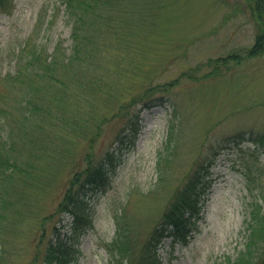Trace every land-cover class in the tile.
I'll return each instance as SVG.
<instances>
[{
    "label": "rangeland",
    "instance_id": "1",
    "mask_svg": "<svg viewBox=\"0 0 264 264\" xmlns=\"http://www.w3.org/2000/svg\"><path fill=\"white\" fill-rule=\"evenodd\" d=\"M9 1L0 8V78L15 73L20 58L26 60L24 46L39 44L51 54L57 44L72 45V25L58 0ZM119 1L121 14L112 22L117 27L102 26L93 63H84L90 74L107 81L109 95L125 102L179 80L169 91L149 95V103L164 104L148 109L142 100L102 127L92 165L103 170L105 182L83 193L92 227L80 238L76 264H128L114 261L106 248L117 216L133 225L137 260L170 199L201 165L211 166L213 181L202 211L186 239L166 238L157 257L159 264H227L245 248L252 210L264 211V55L243 60L218 78L201 77L210 70L205 66L197 72L199 80L181 75L209 58L243 54L255 42L254 21L245 0ZM142 5L147 13L140 12ZM0 92L8 94L0 105L12 106L14 93L4 82ZM112 109L102 112L110 115ZM121 140L129 144L122 146ZM70 149L65 162L52 167L54 176L42 194L8 213V219L17 217L6 222L5 235L0 232L1 264H41L37 247L44 251L56 236L54 228L62 238L70 232L72 217L62 215L61 222L50 216L70 178L88 165L86 142L76 140ZM44 216L49 217L41 240Z\"/></svg>",
    "mask_w": 264,
    "mask_h": 264
},
{
    "label": "trees",
    "instance_id": "2",
    "mask_svg": "<svg viewBox=\"0 0 264 264\" xmlns=\"http://www.w3.org/2000/svg\"><path fill=\"white\" fill-rule=\"evenodd\" d=\"M58 1L65 6L64 13L72 25V45L64 47L63 43L57 44L51 54H47L39 44L31 48L24 46L22 52L26 60L20 58L18 70L0 78V83L7 85L8 92L14 93L12 106L3 108L0 105V232L5 235L6 222L17 217L9 216L8 219V213H18L15 210L21 205L24 207L27 198L42 194L47 178L54 176L52 167L65 162V154H69L74 141L86 142L85 160L88 165L70 178L63 199L50 215H58L61 222L65 221L62 215L72 217L70 232L62 238L54 228L56 236L48 239L42 253L37 247L35 254L36 260L42 256L41 264H76L81 252L80 238L92 227V218L82 202L83 193L87 188H96L105 182L103 170L92 165L93 146L101 136L102 127L111 116L127 115L130 108L142 100L148 109L150 105L164 104L163 100L149 103L152 100L149 95L156 90L169 91L179 78L147 88L143 94L127 102L121 101L116 93L109 95V83L94 79L97 75L92 76L84 63H93L91 58H94L97 49L93 43L102 26L103 29L117 27L112 22L117 21L116 14H121L120 1ZM9 2L0 0V8H5ZM245 3L256 28L254 44L243 54L209 58L203 65L181 76L193 80L218 78L243 60L264 55V0H245ZM145 9V6L140 8V12L147 13ZM203 66L210 70L201 77L197 76ZM7 97V93L0 92V102ZM109 106L113 107L110 115L103 114L102 109ZM257 140L262 141L260 138ZM121 143L122 146L129 144L123 140ZM110 156L107 159H111ZM45 157L51 162H45ZM210 168L201 165L186 177L144 242L142 254L137 260L132 259L135 243L133 225L124 221V216H117L114 237L106 245L113 260L121 259V263L128 264H159L157 251L167 237L185 240L212 186ZM48 217L44 216L39 226L43 232L41 240L46 237ZM248 229L244 250L234 259L228 258L227 264H264V248L263 252L259 251L262 245L264 247V211L257 207L252 210Z\"/></svg>",
    "mask_w": 264,
    "mask_h": 264
}]
</instances>
